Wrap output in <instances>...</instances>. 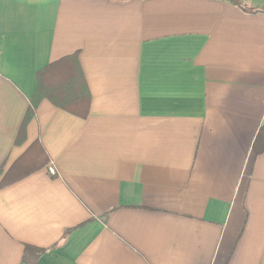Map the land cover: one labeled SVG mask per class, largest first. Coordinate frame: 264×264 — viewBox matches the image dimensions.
Segmentation results:
<instances>
[{
  "label": "crops",
  "instance_id": "obj_1",
  "mask_svg": "<svg viewBox=\"0 0 264 264\" xmlns=\"http://www.w3.org/2000/svg\"><path fill=\"white\" fill-rule=\"evenodd\" d=\"M74 54L88 116L44 100L17 143L37 73ZM262 128L264 13L0 0V184L33 143L50 159L0 188V264L72 229L36 264H264Z\"/></svg>",
  "mask_w": 264,
  "mask_h": 264
},
{
  "label": "trees",
  "instance_id": "obj_2",
  "mask_svg": "<svg viewBox=\"0 0 264 264\" xmlns=\"http://www.w3.org/2000/svg\"><path fill=\"white\" fill-rule=\"evenodd\" d=\"M237 6L245 13H264V8L254 7L248 0H223ZM37 87L33 97L30 99V107L22 122L17 143L23 141L26 135L27 126L35 117L36 110L44 100L54 106L69 112L80 118H86L89 113L91 95L86 78L77 54L67 56L57 62L50 64L37 73ZM264 128H262L252 147V152L258 156L264 151ZM50 159L39 142L33 143L30 148L17 160L1 181L0 188L15 183L36 171L46 167ZM1 173V172H0ZM108 215L101 219L106 222ZM73 231H66L62 240L48 249H40L26 246L23 255V262L27 263V257H32L30 264L36 262L48 253L63 245L68 235Z\"/></svg>",
  "mask_w": 264,
  "mask_h": 264
},
{
  "label": "built area",
  "instance_id": "obj_3",
  "mask_svg": "<svg viewBox=\"0 0 264 264\" xmlns=\"http://www.w3.org/2000/svg\"><path fill=\"white\" fill-rule=\"evenodd\" d=\"M50 172H51L52 174H54V173H55V172H54V170H53L52 168L50 169Z\"/></svg>",
  "mask_w": 264,
  "mask_h": 264
}]
</instances>
